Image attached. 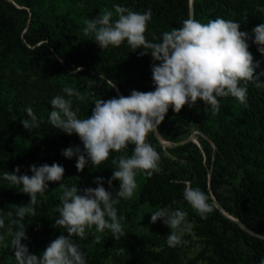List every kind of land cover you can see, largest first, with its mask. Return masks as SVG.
Instances as JSON below:
<instances>
[{"label":"trees","instance_id":"trees-1","mask_svg":"<svg viewBox=\"0 0 264 264\" xmlns=\"http://www.w3.org/2000/svg\"><path fill=\"white\" fill-rule=\"evenodd\" d=\"M84 1L86 6L80 12L82 16L78 17L69 11L61 12L49 7L43 0H0V69L22 63L24 66L50 69L57 77L70 76L69 72L77 68L86 70L85 75L74 76L82 81V84H77V90L97 99L108 94L112 97L117 94L128 96L134 89L153 91V59L150 54L140 55L143 49L133 51L126 41L119 47L109 46L102 50L94 41L88 50L76 46L74 39L83 33L85 20L99 15L98 9L103 4L102 0ZM116 1L136 12L152 10V19L145 32L146 39L152 42H160L163 32L180 27L182 21L189 18V0ZM217 17L238 22L240 30L248 31L254 38L251 29L264 23V0H193V19L207 23ZM249 44L254 59L261 62L256 69L261 83L250 82L247 85V107L231 96L220 98V111L216 115L210 108H205L203 101H198L192 108L183 107L180 113H175L170 107L164 121L154 131L156 135L172 141L191 129H197L215 144L213 160L208 143L202 145L203 149L193 142L165 148L154 132L147 137L161 156L162 171L152 177L142 174L136 204L186 211L187 220L193 221L205 238L202 249L182 263L180 246L168 247L160 235L150 233L145 236L126 228L125 235L115 240L110 231L98 234L93 226L86 229V238L93 242L97 235L101 237L97 244V258L93 259L95 254L91 249L77 240L86 253V264H98L107 257H111L112 264H259L264 258L263 239L245 231L215 206L207 219H202L183 199L186 186L199 187L248 230L264 235V75H261L264 56L251 40ZM76 107H79V118L91 115L85 101L73 99V109ZM26 109H9L0 102V216L5 220V227L0 228V237L5 239L11 232L12 239L18 206L34 207L35 215L25 217L28 239L22 243L39 256L53 239L61 234L68 235L64 229L53 226L59 218L57 208L61 195L46 192L44 196H38L36 205H28L30 197L4 180L3 172L14 171L32 157L33 147H24L13 156L18 142L35 139L46 155L52 145H79L81 148L83 145L76 134L68 135L52 127L49 123L51 110L45 107L33 110L40 122L39 127L26 130L20 122L27 118ZM197 143L202 141L198 139ZM133 148L134 145H129L121 153L112 151L109 159L99 167L83 171L77 187H96L94 178L100 176L104 178V187L115 193L119 181H113L112 188L107 184L116 168L112 160L117 155L130 156ZM166 149L171 153L178 152L177 156L167 155ZM116 207L118 215L125 217L122 222H127L130 214L126 200L121 198ZM8 212L13 215L8 216ZM0 264H16L11 242L0 251Z\"/></svg>","mask_w":264,"mask_h":264},{"label":"clouds","instance_id":"clouds-1","mask_svg":"<svg viewBox=\"0 0 264 264\" xmlns=\"http://www.w3.org/2000/svg\"><path fill=\"white\" fill-rule=\"evenodd\" d=\"M113 8L114 11L104 9L94 18L86 19L83 33L91 36L90 40L101 50L109 46L119 47L126 41L133 51L143 49L140 55L150 54L154 90L134 89L128 96L96 99L91 115L81 119L78 117L79 107L73 109L72 98L83 102L86 97L77 89L65 86L62 89L64 95H56L50 101L49 123L68 135L76 134L82 142L83 148L70 146L61 152L65 158L76 157L78 172H83L89 164L92 168L99 167L109 159L112 151L121 153L129 145H134L132 154L117 155L112 160L116 168L107 184L112 188L113 181H119L115 193L104 187V178L100 176L94 178L96 187L81 189L77 185L59 184L62 189L57 208L59 218L53 226L64 229L68 235L61 234L53 239L39 256L22 243L28 239L25 217L34 216L35 208L18 206L13 221L16 230L11 239L16 264H86V253L77 240L85 239L86 229L93 226L97 233L107 230L115 240L121 239L125 235L122 224L125 217L118 215L116 205L121 198H133L139 187L137 175L152 177L162 171L161 156L147 137L158 129L169 108L180 113L183 107L192 108L198 101H203L205 108H210L216 115L220 111V98L229 96L247 107V85L261 83L256 75L261 62L254 59L249 41L264 56V23L251 29L253 38L248 31H241L240 24L233 20L217 17L202 23L189 17L180 27L163 32L160 42H152L145 36L152 19L151 9L141 13L120 5ZM112 87H115L114 83ZM26 113L27 118L20 121L23 127L28 131L38 128L40 122L32 107L29 106ZM30 171L32 175H18L20 166H17L14 171H4L3 179L27 194L30 197L28 205L34 206L38 196L47 192L49 182L63 180L65 168L53 162L51 165L33 164ZM183 199L202 219H207L214 210L210 195L199 187L186 186ZM7 215L13 214L8 212ZM158 220L171 229L166 237L168 247L186 243L183 235L191 229L186 211L161 208L151 215V223ZM4 227L5 220L0 216V228ZM100 238L97 235L96 242ZM259 264H264V258Z\"/></svg>","mask_w":264,"mask_h":264},{"label":"rangeland","instance_id":"rangeland-1","mask_svg":"<svg viewBox=\"0 0 264 264\" xmlns=\"http://www.w3.org/2000/svg\"><path fill=\"white\" fill-rule=\"evenodd\" d=\"M46 2L49 7H54L59 11H69L70 13L80 17L82 16L80 12H83L86 3L84 0H43ZM103 4L98 9V14L104 9L113 10L114 5H119L116 0H102ZM44 10V9H43ZM86 27L84 24L82 27ZM91 36H85L84 33L78 34L74 42L78 48L82 50H88L89 45L92 43ZM86 70H79L77 68L75 71H70V76L57 77L54 74V71L44 68H34L26 64L25 66L22 63L14 64L6 68L0 69V102L4 103L9 109L13 108H28L29 106L35 110L37 107H45L46 110H51L50 101L56 95H64L62 92L63 87L70 86L77 89V84H82V81L76 79L75 75H85ZM103 80H106L104 78ZM83 94V93H82ZM86 99L84 100L89 108L91 113L92 108L95 106L94 101L97 99L96 96L83 94ZM118 94L115 96L117 97ZM67 98V97H66ZM105 100L112 98L110 94L103 95ZM72 99H75L73 97ZM158 138L160 139L163 147L174 148L176 146L182 145L187 142L196 143L200 149H203L206 143L211 147L212 154L211 160L215 158L214 152L216 151L213 145L209 142L207 135L202 133L197 129H191L187 134L180 137L177 140H166L161 137L159 134ZM198 139L202 141L201 144H198ZM203 145V146H202ZM33 147V155L29 161L20 166L19 174L27 173L32 175L30 171V166L35 164L40 166L44 163L51 165L53 162L59 163L65 168L64 178L60 182H49L47 192H57L62 195V189L59 187L60 183H63L67 187L77 185L78 180L82 172H78L75 167L76 157L72 159L65 158L61 152L63 149L70 146H60L52 145L50 151L45 154V151L40 146L35 139H30L25 142H18L16 144L15 152L13 156H16L22 148ZM165 153L171 157L177 156V153H171L168 149L165 150ZM180 155L182 153H179ZM203 162L207 165V160L203 156ZM94 168V167H93ZM91 164L87 165L84 169L87 170L93 169ZM142 174L137 175L136 180L140 187L142 182ZM138 187V190H139ZM138 190L135 192L134 196L130 200H126V209L130 214V219L127 222H122L124 229L128 228L129 230L143 235L148 234H157L160 235L163 240L166 242V237L170 234L171 229L166 226L162 220H158L156 223H151L152 212H155L159 209L149 207L147 205H137L136 197ZM191 225L190 231H186L183 235V240L186 243H182L180 246L181 249V258L182 263L186 260L193 258L199 250L202 249L204 245L205 238L199 233L196 229L193 221L187 220ZM99 234V233H98ZM106 234V232H105ZM83 246L95 254L94 258H97V244L98 242H90L89 239H80ZM11 242V232H8L5 239L0 237V251H2L8 243ZM98 264H112L111 257L104 258L100 260Z\"/></svg>","mask_w":264,"mask_h":264},{"label":"water","instance_id":"water-1","mask_svg":"<svg viewBox=\"0 0 264 264\" xmlns=\"http://www.w3.org/2000/svg\"><path fill=\"white\" fill-rule=\"evenodd\" d=\"M189 8H190V12H189V17L193 18V0H189ZM155 134V132H154ZM155 136L157 137V135L155 134ZM158 138V137H157ZM209 140V142L213 145L214 148H216L215 144L213 143V141L210 138H207ZM159 140V138H158ZM160 141V140H159ZM211 202L214 204L215 207H217L219 209V211L224 214L227 218L231 219L232 221L238 223L245 231H249L253 236L263 239L264 240V235H258L250 230H248L236 217L230 215L216 200L215 198L212 196Z\"/></svg>","mask_w":264,"mask_h":264},{"label":"bare ground","instance_id":"bare-ground-1","mask_svg":"<svg viewBox=\"0 0 264 264\" xmlns=\"http://www.w3.org/2000/svg\"><path fill=\"white\" fill-rule=\"evenodd\" d=\"M158 136V135H157Z\"/></svg>","mask_w":264,"mask_h":264}]
</instances>
